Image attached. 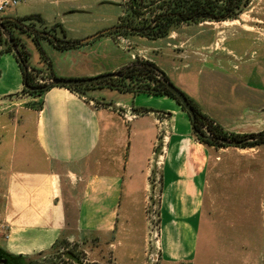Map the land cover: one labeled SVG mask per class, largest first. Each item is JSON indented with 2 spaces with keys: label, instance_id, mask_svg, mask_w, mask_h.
<instances>
[{
  "label": "crops",
  "instance_id": "obj_1",
  "mask_svg": "<svg viewBox=\"0 0 264 264\" xmlns=\"http://www.w3.org/2000/svg\"><path fill=\"white\" fill-rule=\"evenodd\" d=\"M98 3L25 0L22 7L3 16L40 15L43 25L64 28L62 36H57L81 42L113 23L114 16L108 11L92 16ZM22 38L30 51L34 46L39 52L36 62L31 54L32 67L49 76L93 77L119 71L132 62L115 47L109 34L67 51L43 40L47 59L41 57L30 37ZM202 48L203 53L191 51L185 56L163 46L168 59L181 60L185 67L198 66L186 75L195 79L191 98L209 118L229 133L263 132L264 45L239 33L222 44L209 42ZM96 52L104 55L95 56ZM146 59L166 74L158 56ZM24 86L18 60L0 46V222L7 227L6 236H0V246L15 255H37L51 249L64 235L87 241L100 233L125 230L135 213L132 199L122 207L125 174L134 176L139 165L127 161L122 168V160L115 154L117 137L109 117L120 119L118 112L100 104L103 100L97 90L80 93L52 86L42 95H34L25 92ZM122 95L113 100L114 106L136 108L138 115L131 125L143 135L148 128L157 132L153 109L169 113L170 131L162 153L152 150L146 156L145 168L139 171L145 192H151L150 182L157 181L159 174V262L200 264L199 237L214 146L198 140L188 113L174 98L132 92ZM142 107L149 111L140 112ZM123 142L121 149L126 146Z\"/></svg>",
  "mask_w": 264,
  "mask_h": 264
},
{
  "label": "rangeland",
  "instance_id": "obj_2",
  "mask_svg": "<svg viewBox=\"0 0 264 264\" xmlns=\"http://www.w3.org/2000/svg\"><path fill=\"white\" fill-rule=\"evenodd\" d=\"M3 1L0 0V5ZM24 1L21 0L16 6H7L0 10V18L22 7ZM75 1L96 4V0ZM142 1L151 4L157 0ZM129 3L130 0H99V5L92 10L94 12L92 16L96 18L107 11L110 16L113 14L112 25L105 28L113 29L105 34L112 36L115 47L124 51L128 58L132 59L131 63L147 60L146 57L149 56H158L157 62L166 70L170 81L184 93L186 92L185 94H188L190 98L192 92H195V79L189 80L186 74L195 72L198 66L190 64L185 67L181 60L168 59L163 46H169L176 54L181 53L186 56L187 52L191 51L203 53L205 50L202 47L205 44L209 42H221L222 44L225 38L234 37L239 33L251 35L259 39L262 46L264 45V0H253L237 19L183 23L174 28L167 37L159 40L116 32L130 11ZM156 6L154 4L150 7L156 8ZM150 9L144 10L145 16L153 14V12H147L151 11ZM36 20L39 21L38 18H34L28 20L27 23L40 30L57 32L56 34L60 36L64 33V28L58 24L45 26L42 21L38 23ZM53 28L55 30H52ZM3 47L5 50V46ZM32 49L31 54L36 62L40 58L39 52L34 46ZM98 55L104 54L96 52L95 56ZM53 59H58V57H53ZM185 61L195 63L192 60ZM30 62H33L32 59ZM43 74L45 73L41 72L40 77ZM90 90L98 91L103 100L100 104L111 106L112 111L118 112L120 119L116 116L109 117V125H112L115 130L117 137L115 154L117 158H121L122 168L127 166V161H130L132 166L136 163L139 165L138 172L134 176L130 173L125 174L122 197L123 208H126L131 199L134 201V218L131 223L125 225V230L121 232L117 229L114 234L100 233L98 238L87 241L80 238L70 239L64 235L57 245L48 251L37 255H26V257L31 264H160L155 260L159 252L154 238L159 229L161 188L159 174L157 181L150 182L151 192H145L144 177L139 171L146 166V156L152 150L156 152L159 141L160 153H162L167 132L170 131L169 113L161 109H153L157 117L158 133L156 128H148L143 135L136 132L131 125V121L137 117L136 114L138 115L135 112L136 108L114 106L113 100L117 97H124L120 91L108 86H97L83 88L79 92ZM139 111L147 113L149 110L142 107ZM156 138H158L157 144L152 148L151 145L153 146ZM123 141L126 146L121 149ZM148 146H150L149 149ZM153 155V158L157 157L155 153ZM207 178L205 215L199 237L198 262L200 264H264V144L248 148L213 147ZM4 235L5 231L2 237Z\"/></svg>",
  "mask_w": 264,
  "mask_h": 264
},
{
  "label": "trees",
  "instance_id": "obj_3",
  "mask_svg": "<svg viewBox=\"0 0 264 264\" xmlns=\"http://www.w3.org/2000/svg\"><path fill=\"white\" fill-rule=\"evenodd\" d=\"M253 0H157L147 3L142 0H130V11L120 24V29L116 32L123 34H134L150 39L167 37L178 25L183 23H200L206 21H226L237 19L244 13ZM156 4V8L150 7ZM151 8L153 14L145 16L147 9ZM145 16V17H144ZM38 18L39 15H31L24 18H4L5 30L0 27V46H5V51L12 53L18 60L23 71L24 91L34 95H42L50 87L48 83L37 82L40 70L32 67L30 63L31 51L23 41L22 35L32 39L40 51L41 57L47 59L42 46V41H49L54 47L61 51L72 50L84 45L79 40L67 39L65 35L59 37L50 30H40L27 23L28 20ZM52 30H55L54 28ZM14 41L21 52L22 61L15 55L9 36ZM123 74L121 77H113L91 84L77 86H64L80 91L83 88H94L97 86H108L117 89L122 93L134 92L137 94L146 93L149 95H168L174 98L179 104L178 98L167 87L169 78L160 70L157 65L149 60H138L129 66L118 71ZM49 76V75H48ZM51 79L55 76H49ZM191 102L196 117L192 119L188 113L193 131L198 140L206 145L217 148L231 145L223 143L220 139L243 140L238 147L248 148L264 144V131L252 134H235L225 131L215 120L209 118L199 107V105L187 95ZM204 136H211L205 138ZM161 145L156 149V154L160 151ZM58 243V242H57ZM57 243L54 245L56 246ZM53 246V247H54ZM44 253V252H43ZM0 264H31L28 257L15 255L0 246Z\"/></svg>",
  "mask_w": 264,
  "mask_h": 264
},
{
  "label": "water",
  "instance_id": "obj_4",
  "mask_svg": "<svg viewBox=\"0 0 264 264\" xmlns=\"http://www.w3.org/2000/svg\"><path fill=\"white\" fill-rule=\"evenodd\" d=\"M3 21H4V18H0V27H2L5 30V25L3 24ZM112 29L113 28H109V29L99 31L94 35H91L89 37L82 39L81 43H87L89 41H92V40L104 35L105 33L111 31ZM8 36H9V42L12 45V49H13L15 55L18 57V59L20 61H22V56H21V52H20L19 47L16 44H14V41L10 38V34H8ZM121 76H123V74H121L119 72H110V73H105L102 75L87 77V78L55 77V78L51 79L50 83H48V86H77V85H82V84L96 83V82L103 81V80H106L109 78L121 77ZM166 83H167V87L178 98L180 104H182L184 109L190 114L191 118L195 119L196 113H195V110H194L191 102L189 101L187 95L182 90L177 88L170 80L167 81ZM204 137L205 138H208V137L211 138V136H204ZM220 140L225 144H228L231 146H237V145H241L243 142H245L246 139H243L240 141L230 140V139H220Z\"/></svg>",
  "mask_w": 264,
  "mask_h": 264
},
{
  "label": "built area",
  "instance_id": "obj_5",
  "mask_svg": "<svg viewBox=\"0 0 264 264\" xmlns=\"http://www.w3.org/2000/svg\"><path fill=\"white\" fill-rule=\"evenodd\" d=\"M20 1L21 0H4L2 2V5H0V10L6 8L7 6H16L20 3ZM50 81H51V78L47 74H43L41 77L40 75L37 76V82L41 84L48 83ZM6 230H7L6 225L0 222V236H3V232L5 231V235H4L5 237L7 234ZM154 238H155L156 247L159 252V229L158 231H156ZM155 258H156L155 260L160 261V254H156Z\"/></svg>",
  "mask_w": 264,
  "mask_h": 264
}]
</instances>
